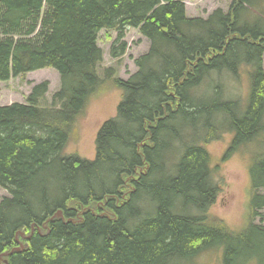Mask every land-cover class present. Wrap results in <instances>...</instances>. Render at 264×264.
Masks as SVG:
<instances>
[{"label": "trees", "instance_id": "obj_1", "mask_svg": "<svg viewBox=\"0 0 264 264\" xmlns=\"http://www.w3.org/2000/svg\"><path fill=\"white\" fill-rule=\"evenodd\" d=\"M253 1L188 17L183 0H0V81L50 67L60 82L47 104L43 81L23 102L0 105V254L24 244L6 264H198L213 247L223 264H264L255 223L264 154L249 165L247 224L233 230L210 212L221 187L206 147L230 133L225 159L264 134V18L242 17ZM127 27L149 47L129 78L104 70L122 97L97 130L94 158L66 154L70 127L101 83L98 33L117 31L110 56L119 60ZM242 67L241 104L224 94L221 75Z\"/></svg>", "mask_w": 264, "mask_h": 264}, {"label": "rangeland", "instance_id": "obj_2", "mask_svg": "<svg viewBox=\"0 0 264 264\" xmlns=\"http://www.w3.org/2000/svg\"><path fill=\"white\" fill-rule=\"evenodd\" d=\"M231 1L185 0L184 3L188 16L205 17L218 7L224 11L228 10ZM253 4L250 10L242 14L243 19L248 20L250 17L251 21L248 20L250 23L256 22V14L258 13L264 18V0H255ZM124 34L125 53L121 59L116 60L110 56V47L117 36V31L102 28L98 33L97 43L102 50V61L98 70V74L101 75V83L89 96L83 111L76 116L73 125L70 127L69 139L63 149L66 154H77L86 159L94 158L97 130L103 121L116 114V106L122 97V90L113 84L111 85L110 80L105 79L104 70L108 67L113 68L116 77L127 79L136 71L135 58L145 53L149 47V40L140 33L138 28L127 27ZM262 59L264 63V53ZM221 77L225 83L224 94L241 98V104L243 100L245 103L246 95L249 92L247 69L242 67L237 74L225 73ZM43 81L48 82L45 102L46 104L49 103L52 93L58 90L60 82L58 72L53 68L45 67L0 81V105L23 102L31 92L32 87ZM204 84L205 82L202 86H205ZM256 140L249 141L245 146L240 145L238 150L232 151L225 159H222V156L229 147L230 133H223L219 139L206 144L212 157L211 165L215 170L213 179L221 187L210 212L223 219L233 230L243 228L248 219L247 203L251 189L249 165L255 155L264 154V134H262V138ZM257 142L260 143L256 144ZM7 195L8 192L0 186V199ZM260 212L262 213V220L260 217H256L255 223L264 226V208ZM221 251V247L207 249L196 257V263L223 264L220 259ZM250 262V264H255Z\"/></svg>", "mask_w": 264, "mask_h": 264}, {"label": "water", "instance_id": "obj_3", "mask_svg": "<svg viewBox=\"0 0 264 264\" xmlns=\"http://www.w3.org/2000/svg\"><path fill=\"white\" fill-rule=\"evenodd\" d=\"M58 214H60V212H59ZM61 214H62V213H61ZM53 216H54V215H53ZM31 233H32V230H31ZM21 235L24 236L22 232H21ZM30 235H31V234H29L27 237H29ZM22 248H23V245H22L21 243H19L18 246H15V247L11 248L9 251H5V252H3L2 254H0V260H1V258H3L4 256H8L11 252H13V251H20ZM3 261L6 262V259L3 258Z\"/></svg>", "mask_w": 264, "mask_h": 264}, {"label": "bare ground", "instance_id": "obj_4", "mask_svg": "<svg viewBox=\"0 0 264 264\" xmlns=\"http://www.w3.org/2000/svg\"><path fill=\"white\" fill-rule=\"evenodd\" d=\"M60 212V214H58ZM56 216H60L61 215V210H59L56 214H55ZM54 215V216H55Z\"/></svg>", "mask_w": 264, "mask_h": 264}]
</instances>
